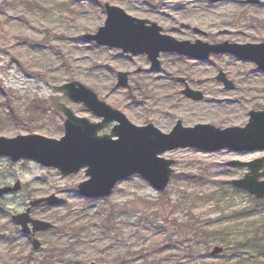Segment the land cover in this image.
<instances>
[{
    "label": "rangeland",
    "instance_id": "374dc122",
    "mask_svg": "<svg viewBox=\"0 0 264 264\" xmlns=\"http://www.w3.org/2000/svg\"><path fill=\"white\" fill-rule=\"evenodd\" d=\"M105 3L156 22L178 40L264 42V0H163L161 5L144 0H0V136L36 133L60 139L65 115L58 102L100 121L56 89L73 80L133 123H153L165 133L178 120L184 126L243 127L250 110L264 109V71L252 60L228 53L198 60L169 52L161 54L162 67L153 72L146 55L86 40L84 34L105 24ZM118 71L130 72L131 93L115 88ZM220 71L234 82L233 89L216 78ZM186 87L201 92L202 99L185 96ZM226 101L235 102L232 117L217 113ZM199 112L206 116L195 118ZM163 156L175 161L166 189L158 191L134 175L103 199L78 193V184L88 179L85 169L65 176L34 160L0 156V188L21 185L0 195V264H113L122 256L129 264H264V199L233 187L231 181L247 169L229 164L263 157L264 151L178 148ZM51 195L59 204H40L30 214L54 225L36 233L41 247L35 250L12 216L32 200ZM257 228L259 236H254ZM158 246L165 247L154 251ZM217 246L223 251L212 254Z\"/></svg>",
    "mask_w": 264,
    "mask_h": 264
},
{
    "label": "water",
    "instance_id": "95a60500",
    "mask_svg": "<svg viewBox=\"0 0 264 264\" xmlns=\"http://www.w3.org/2000/svg\"><path fill=\"white\" fill-rule=\"evenodd\" d=\"M243 2L259 4L261 0ZM104 8L107 14L105 24L100 26L96 33L84 34V38L99 46L119 48L133 56L146 55L152 71L161 68L160 55L167 52L199 60L207 59L212 53H232L239 58L254 61L258 69L264 70V42L224 41L211 44L196 40L192 43L162 33V26L156 22L132 16L120 6L105 3ZM11 62L18 60L12 58ZM137 71H141V68ZM129 75L128 71H118L115 88L127 87L131 93ZM216 78L224 83L226 89L235 87L234 82L228 79L223 71H220ZM56 89L73 102L82 103L94 115L103 119L92 122L87 117L77 115L64 103L58 102L57 108L65 115L64 134L60 139L36 133L10 138L0 136V156L9 157L12 161L34 160L43 166L58 169L65 176L85 169L88 179L77 186L78 193L83 198L107 197L120 181L134 175L147 180L158 191L166 189L174 173L172 165L175 163L174 160L163 156L169 150H264V109L250 110L249 121L243 127L221 128L208 123L184 126L182 121L178 120L174 128L165 133L153 123H133L124 112L100 99L94 90L77 80L56 86ZM182 93L194 100L203 97L201 92L188 87L182 90ZM110 123H115L110 133L100 135L99 131ZM229 164L248 168L242 178L233 179L231 183L258 199H264V156L249 162L233 160ZM19 189V182L14 186L1 187L0 195ZM59 202L60 199L55 195L34 199L24 212L12 216L13 221L21 225L23 232L30 235L35 250L41 247L40 241L35 237L36 233L50 230L54 225L32 218V210L40 204L57 205ZM222 251L223 247L217 246L212 250V254Z\"/></svg>",
    "mask_w": 264,
    "mask_h": 264
},
{
    "label": "bare ground",
    "instance_id": "6f19581e",
    "mask_svg": "<svg viewBox=\"0 0 264 264\" xmlns=\"http://www.w3.org/2000/svg\"><path fill=\"white\" fill-rule=\"evenodd\" d=\"M234 104L235 102L233 101H230V102H227L226 101V106H220L218 108V110L220 112H218L217 110V113L220 114V115H226V117H232L236 114V109L234 108ZM206 115H204L203 112H199L197 116H195V118H201V117H205Z\"/></svg>",
    "mask_w": 264,
    "mask_h": 264
},
{
    "label": "trees",
    "instance_id": "16d2710c",
    "mask_svg": "<svg viewBox=\"0 0 264 264\" xmlns=\"http://www.w3.org/2000/svg\"><path fill=\"white\" fill-rule=\"evenodd\" d=\"M38 108H44V107H38ZM259 229L257 228L255 231H254V236H259ZM194 236H195V234H194ZM196 237V236H195ZM194 238H192V240H193ZM190 240V239H189ZM164 247L165 246H158V248H156V249H154V251H158V250H160L161 248H163L164 249ZM262 251H264V249L262 250ZM151 252V251H150ZM148 253V254H145V256H148V255H150L151 253ZM124 260H126L125 262H123ZM129 258L127 257V256H122V258H120V259H118V260H115L114 261V263L113 264H129Z\"/></svg>",
    "mask_w": 264,
    "mask_h": 264
},
{
    "label": "flooded vegetation",
    "instance_id": "af4514ba",
    "mask_svg": "<svg viewBox=\"0 0 264 264\" xmlns=\"http://www.w3.org/2000/svg\"><path fill=\"white\" fill-rule=\"evenodd\" d=\"M144 1L147 3V5H148L149 3H151V2L161 5L160 1H163V0H144ZM209 1L212 2V3H215V2H218V1H220V0H209ZM240 1L242 2V0H240ZM162 3H163V2H162ZM156 9H157V6L152 8V10H156ZM150 21H152V20H150ZM152 22H153V21H152ZM162 31H163V29H162ZM146 57H147V56H146ZM147 60H148V58H147ZM29 237H30V236H29Z\"/></svg>",
    "mask_w": 264,
    "mask_h": 264
}]
</instances>
